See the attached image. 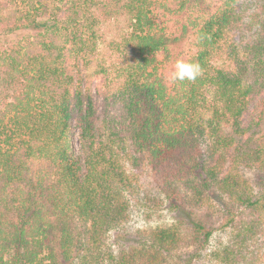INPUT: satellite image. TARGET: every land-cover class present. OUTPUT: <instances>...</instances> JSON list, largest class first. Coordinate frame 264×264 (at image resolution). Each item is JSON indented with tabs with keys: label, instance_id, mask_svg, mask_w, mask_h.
I'll return each instance as SVG.
<instances>
[{
	"label": "trees",
	"instance_id": "16d2710c",
	"mask_svg": "<svg viewBox=\"0 0 264 264\" xmlns=\"http://www.w3.org/2000/svg\"><path fill=\"white\" fill-rule=\"evenodd\" d=\"M19 29L0 48V264H264V0H0ZM177 60L202 75L172 80ZM143 162L188 214L110 246Z\"/></svg>",
	"mask_w": 264,
	"mask_h": 264
},
{
	"label": "rangeland",
	"instance_id": "374dc122",
	"mask_svg": "<svg viewBox=\"0 0 264 264\" xmlns=\"http://www.w3.org/2000/svg\"><path fill=\"white\" fill-rule=\"evenodd\" d=\"M35 30L19 29L12 33H4L0 31V48L6 47L10 44L19 42L27 36H31ZM191 41H183L178 46V50L189 54L193 50ZM106 65H120L124 58L119 57V52L105 50ZM113 58L110 61V57ZM95 87L100 85L99 79L93 81ZM200 159V157H199ZM129 172L133 176L134 188L129 195L130 202V216L128 222L123 226L111 230L108 233L106 242L113 247L128 248L129 246H136L145 240V236L149 230L158 226L170 225L176 222L180 217L188 214L186 206L188 202H183L179 194V189H172V186L167 184L163 175L154 170L148 163L143 162L139 166H128ZM252 176H255L251 173ZM259 180V176H255ZM178 184V183H177ZM178 187V186H175ZM173 187V188H175ZM183 191V187L181 188ZM212 207L202 208L198 212L203 214H217L212 215V226L216 228L212 238V242H217L222 239L226 234L220 229L222 214L221 205L213 200ZM186 219V218H185ZM187 224L190 219L187 217Z\"/></svg>",
	"mask_w": 264,
	"mask_h": 264
},
{
	"label": "clouds",
	"instance_id": "9594fccd",
	"mask_svg": "<svg viewBox=\"0 0 264 264\" xmlns=\"http://www.w3.org/2000/svg\"><path fill=\"white\" fill-rule=\"evenodd\" d=\"M203 73L198 62L177 60L170 78L174 81H195Z\"/></svg>",
	"mask_w": 264,
	"mask_h": 264
}]
</instances>
